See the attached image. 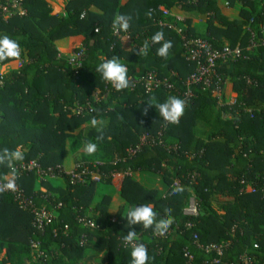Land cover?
Instances as JSON below:
<instances>
[{
  "label": "trees",
  "instance_id": "1",
  "mask_svg": "<svg viewBox=\"0 0 264 264\" xmlns=\"http://www.w3.org/2000/svg\"><path fill=\"white\" fill-rule=\"evenodd\" d=\"M226 2L236 16L226 12ZM161 6L205 20L206 29L199 33L188 18V35L214 44L227 41L244 49L251 36L248 27L257 29L264 12V2L259 8L257 0H69L66 14L58 16L47 0H25L27 15L0 17V36L18 39L23 59L21 67L14 65L0 75V150L19 149L22 161L38 159L44 166H66L69 138L83 133L82 151L73 165L100 168L109 174L104 183L115 184L132 206L153 205L157 220L165 217V208H171L174 217L167 233L160 235L152 228L128 224L122 209L112 215L109 196L93 206L99 185L91 180L72 184L65 176L58 179L60 183L40 182L30 173L19 179L27 194L38 205L46 203L45 187L53 194L54 204L62 205L55 209L52 223L37 231L32 214L21 210L10 194L1 193L0 264H23L22 258L32 254L30 239L39 240L44 252L37 264H89L101 254L97 264H131V248H125L122 240L130 230L147 246L148 264H242L239 258L244 254L255 257L251 264H264V47L253 53L245 50L246 58L221 67L229 85L219 103L200 84L186 85L196 64L186 59L181 35L171 26L174 18ZM117 16L130 17V26L121 35L115 34ZM157 31L173 42L168 59L156 54L159 44L151 45L148 56H138L143 42L147 39L151 44ZM64 39L72 51L85 48L79 75L69 64L68 49L60 46ZM113 56L127 66L129 77L154 71L159 77H171L177 92L161 88L147 94L141 86L117 91L96 72L98 64ZM17 60L0 61V65ZM172 72L176 74L172 76ZM187 88L195 94L189 100L183 97ZM232 93L236 94L233 100ZM97 96L101 99L96 100ZM153 96L161 103L168 96L186 101L177 124L165 126L157 109L148 107ZM89 103L92 112L73 113L77 104ZM93 117L107 120L99 141L96 137L101 132L86 127ZM145 133L163 144L145 145L130 153ZM86 140L97 143L94 155L85 152ZM128 168L160 173L167 194L159 196L157 190L145 188L129 175H112ZM8 169L0 165V178L10 177ZM176 180L186 190L172 195ZM250 186L254 191L248 190ZM192 194L200 209L196 217L184 213ZM84 217L96 225H86L81 220ZM189 222L191 228L186 226ZM65 225H69L67 233L62 232ZM83 236L88 239L85 246L80 244ZM211 243L229 245L220 256L199 247ZM216 258L219 262L213 263Z\"/></svg>",
  "mask_w": 264,
  "mask_h": 264
},
{
  "label": "built area",
  "instance_id": "2",
  "mask_svg": "<svg viewBox=\"0 0 264 264\" xmlns=\"http://www.w3.org/2000/svg\"><path fill=\"white\" fill-rule=\"evenodd\" d=\"M25 0H0V17L7 20L14 16H25L27 15V10L24 8ZM69 1V0H67ZM226 6H229L226 2ZM165 14L170 15L174 18L171 26L181 35L183 40V46L185 49L186 59L196 64L195 71L188 77L186 85L189 86L193 83L200 84L205 91L213 93L218 99L219 103L222 102V97L226 92L227 86L229 85V77L224 76L220 69L224 65H230L235 63L240 59H244L247 56L245 55V50L249 53L257 51L259 47H264V12L263 17L259 23L257 29L248 27V30L251 33L249 44L246 49L240 45L231 46L230 44H224L214 42L210 39L204 37L190 36L187 34L188 27V18L175 13L172 10H168L164 7H160ZM161 25H168L166 23L160 22ZM96 31H98L96 29ZM115 34L121 35V30L116 27ZM127 38H130V34L126 33ZM85 48L78 46V50L72 51L69 54V64L75 68L76 75L80 74L81 69L84 66L85 60ZM21 67L23 65V59L21 56L16 61ZM176 73L172 72V76ZM0 75H4L3 73ZM132 80V86L130 90L133 91L138 86L143 87L145 93L149 94L154 90L165 89L168 93H176L177 86L172 82L171 77H159L156 72L148 71L142 76L133 77L130 76ZM248 83H252L251 80H248ZM183 97L186 100L195 97V94L188 89L183 93ZM236 97V94L232 93L231 100ZM107 98V95L103 97ZM101 97H96V100H100ZM87 107V108H86ZM73 113L78 115H83L88 112H92L90 103L87 105L77 104L72 108ZM177 124V123H176ZM174 125L165 121V126ZM162 145L163 140L156 141L149 133L142 135L140 143L136 147L129 149L130 153L138 152L145 145ZM9 168V167H8ZM10 174L9 178H0V194L7 193L13 197L14 202L19 206L23 211H28L32 214V225L37 231H43L44 228L52 223L55 218V209L60 207L62 204L57 205L52 201L53 194L47 189H42L45 192V201L46 203L37 204L34 198L27 194L26 190L19 184V179L24 176L34 173L40 182H47L49 180H58L63 179L65 176L69 177L72 184L85 183L88 180L96 184H102L106 181L109 174L101 171L100 168L94 167L90 168L88 165L79 163L73 165L71 168H67L64 165L57 166H44L40 163L38 159L24 160L16 162L13 169H8ZM134 171L130 168L126 169L123 172H114L113 176H131ZM11 183L12 188L6 187ZM179 181L176 180L174 185H179ZM249 191H254L253 188L248 187ZM184 213L189 216H198L200 209L198 202L195 198V195L192 194L188 205L184 209ZM86 225L94 227L96 225L94 220L88 219L87 217L81 218ZM188 228L192 227V223H187ZM69 230V225H65L62 230L63 233H67ZM55 235L59 233L56 229L54 231ZM167 233V232H166ZM165 233V234H166ZM163 234V235H165ZM195 239H198V236L195 235ZM88 239L86 236L81 238L80 244L82 246L87 245ZM30 244L32 248V255L35 259H39L44 256V252L41 250V242L36 239H30ZM229 243L217 244L211 243L208 245H200L199 247L204 249L207 253H216L218 256L222 255L225 248ZM257 247V245H256ZM186 256L191 260L193 257L186 253ZM255 257H249L247 254L242 255L239 260L242 264H251L254 261ZM219 258L214 259L213 263H218Z\"/></svg>",
  "mask_w": 264,
  "mask_h": 264
},
{
  "label": "clouds",
  "instance_id": "3",
  "mask_svg": "<svg viewBox=\"0 0 264 264\" xmlns=\"http://www.w3.org/2000/svg\"><path fill=\"white\" fill-rule=\"evenodd\" d=\"M130 17L117 16L114 19V27L119 26L122 31H127L129 28ZM152 44H159L160 47L156 50V54L159 57L167 60L170 55V49L173 47L171 40H166L164 33L157 31L151 37V44L146 39L143 45L137 50L138 56H148L149 50ZM22 47L18 39L10 38L8 35L0 36V61L9 59H18L21 56ZM96 72L100 73L101 78L109 82L114 89L121 91L128 89L132 86V80L128 75L127 66L122 63L117 56H113L111 59H106L96 66ZM148 107H155L159 113V116L164 121L176 124L180 118L184 115L186 108V101L176 96H168L167 99L161 103L157 101L156 97L150 98L147 103ZM148 107L144 109V114L148 112ZM92 127L97 128L101 135L96 137V140H101L102 128L104 122L97 120L95 117L91 120ZM97 143L90 140L84 142V150L88 155H94L97 151ZM24 159L23 153L17 150H10L5 147L0 150V165H6L10 169L14 170L16 162ZM8 188H12L13 185L9 183L6 185ZM184 186H173L172 195H178L185 191ZM165 217L157 220V212L150 204H141L135 206L127 212V223L130 225H142L144 229L152 228L156 233L165 234L174 222L172 217L171 208H165ZM123 246L125 248H131V264H148L149 256L147 246L138 242L137 233L135 230H130L126 235H123Z\"/></svg>",
  "mask_w": 264,
  "mask_h": 264
},
{
  "label": "crops",
  "instance_id": "4",
  "mask_svg": "<svg viewBox=\"0 0 264 264\" xmlns=\"http://www.w3.org/2000/svg\"><path fill=\"white\" fill-rule=\"evenodd\" d=\"M47 1L52 6L54 14H56L58 16H63L66 14V4L68 2L67 0H47ZM175 9L176 8L172 9V11L178 12V10L177 9L175 10ZM226 9H228V8H226ZM231 10L232 11L226 10V12L227 13L229 12L230 15L236 16L237 13L233 9H231ZM192 21H193V26H195V28H196V32L202 33L205 31L206 23L199 16H195ZM60 43H61L60 46L63 49L67 48L68 41L66 39L61 40ZM4 65L5 66L6 65L11 66L13 64L11 63V65H10V63H8V64H3V66ZM0 67H2V65ZM5 73H7V72H5ZM5 73H3V74H5ZM103 122L105 124L107 122V120H104ZM86 126H92V125L86 124ZM66 160H65V164L69 167H72L74 163L73 162L70 163V162H68V160L67 161ZM131 177L135 181H137L139 184L144 186L145 188L157 190L159 193V196L163 197L167 194L168 186H167L166 182L164 181V179L160 173L152 172V171H138V172H134L131 175ZM60 181L61 180H57V183H60ZM43 188L47 189L45 187H43ZM105 196H109L111 198L109 210L112 213V215H116L121 209L125 215V214H127V212L131 208L135 207V206H132L131 204H129L119 194V191L116 188L115 184H108V183H103V184L97 186L94 201H93V206L98 204L103 199V197H105ZM138 206H140V205H138ZM152 207H153V205H152ZM102 256H103V254L100 255V257H102ZM22 262H23V264H37V260L35 259V257L32 254L29 256H24L22 258Z\"/></svg>",
  "mask_w": 264,
  "mask_h": 264
},
{
  "label": "rangeland",
  "instance_id": "5",
  "mask_svg": "<svg viewBox=\"0 0 264 264\" xmlns=\"http://www.w3.org/2000/svg\"><path fill=\"white\" fill-rule=\"evenodd\" d=\"M263 0H257V3H258V7L260 8L261 6H263ZM227 8L228 9H226V10H230V11H232L230 8H229V6H227ZM176 10V9H175ZM175 13H178V14H180V15H183L184 17H186L183 13H181V11H176ZM229 13V12H228ZM195 16H198V15H196V14H191V15H187V17L186 18H192V20H193V18L195 17ZM202 20H204L201 16H199ZM205 21V20H204ZM224 44H229L227 41H225V42H223ZM68 49V48H67ZM67 52H68V54H71V52H72V50L71 49H68L67 50ZM8 64V63H7ZM10 65H11V63H10ZM19 67V65H18V63L17 62H15V64H13V65H11V66H3L2 65V67H0V73H5V72H9L13 67ZM1 66V65H0ZM232 95V94H231ZM86 127H89V126H86ZM85 127V128H86ZM84 133H86V131H85V129H84ZM82 136H83V133H75L74 134V136H73V138H69V140H68V144H67V153H66V159L68 160V162H70V163H72L73 162V159L76 157V155H78V154H80V152L82 151V149L80 148L81 147V145L79 144V142H81V139H82ZM81 149V150H80ZM66 160V161H67ZM74 163V162H73ZM67 166V165H66ZM68 168H71V167H69V166H67ZM51 181H53V180H51ZM103 184V183H102ZM99 185H101V184H99ZM214 207H215V209L216 210H218L219 211V213H223V211H221L220 210V208L218 207V205H214ZM103 258V256L102 257H99L98 259H96V261H93V262H91V263H89V264H97V262H99V261H101V259ZM79 264H86L84 261H81Z\"/></svg>",
  "mask_w": 264,
  "mask_h": 264
}]
</instances>
